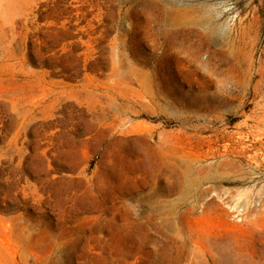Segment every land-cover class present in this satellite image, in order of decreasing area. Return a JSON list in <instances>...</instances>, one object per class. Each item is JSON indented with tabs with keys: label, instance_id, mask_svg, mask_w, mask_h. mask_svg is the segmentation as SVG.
<instances>
[{
	"label": "rangeland",
	"instance_id": "374dc122",
	"mask_svg": "<svg viewBox=\"0 0 264 264\" xmlns=\"http://www.w3.org/2000/svg\"><path fill=\"white\" fill-rule=\"evenodd\" d=\"M0 264H264V0H0Z\"/></svg>",
	"mask_w": 264,
	"mask_h": 264
},
{
	"label": "trees",
	"instance_id": "16d2710c",
	"mask_svg": "<svg viewBox=\"0 0 264 264\" xmlns=\"http://www.w3.org/2000/svg\"><path fill=\"white\" fill-rule=\"evenodd\" d=\"M34 65L37 66H43V67H48L47 63H45V61H43L42 63H36L35 61H32Z\"/></svg>",
	"mask_w": 264,
	"mask_h": 264
},
{
	"label": "bare ground",
	"instance_id": "6f19581e",
	"mask_svg": "<svg viewBox=\"0 0 264 264\" xmlns=\"http://www.w3.org/2000/svg\"><path fill=\"white\" fill-rule=\"evenodd\" d=\"M227 164V163H226Z\"/></svg>",
	"mask_w": 264,
	"mask_h": 264
}]
</instances>
